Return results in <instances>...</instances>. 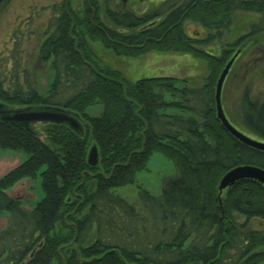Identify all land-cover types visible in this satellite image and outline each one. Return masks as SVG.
<instances>
[{
    "label": "trees",
    "instance_id": "1",
    "mask_svg": "<svg viewBox=\"0 0 264 264\" xmlns=\"http://www.w3.org/2000/svg\"><path fill=\"white\" fill-rule=\"evenodd\" d=\"M86 3L88 10L79 12L70 0L66 11L60 8L56 28L39 47L42 59H53L46 95L27 77L24 85L7 87L0 78V148L27 155L0 178V212L11 221L0 232V264H264V185L241 179L218 190L235 166L264 169V151L226 131L215 103L226 62L264 33V0H163L141 15L105 6L108 21L97 11L96 27L82 18L93 14ZM237 13L250 18L248 29L225 40ZM187 21L201 26L203 36L189 35ZM93 41L120 58L189 53L209 73L201 86L186 80L177 86L170 76L130 81L98 61ZM15 46L5 67L16 62ZM94 104L100 112L86 114ZM55 108L78 115L82 134L65 123H45L40 138L31 124L8 119ZM238 115L248 134L264 141V102L248 89ZM92 144L96 166L87 162ZM153 152L171 160L175 174L163 180L159 195L139 189L137 210L113 189L134 183ZM42 167L43 197L24 209L6 189Z\"/></svg>",
    "mask_w": 264,
    "mask_h": 264
},
{
    "label": "rangeland",
    "instance_id": "2",
    "mask_svg": "<svg viewBox=\"0 0 264 264\" xmlns=\"http://www.w3.org/2000/svg\"><path fill=\"white\" fill-rule=\"evenodd\" d=\"M63 1L6 0L4 4L0 5V78L5 79L4 85L6 87L17 81L24 85V80L27 77L42 95H46L48 92L54 77L52 57L42 59L39 55V47L48 31L51 30L49 28L50 22L56 15H59L60 5ZM161 1L136 0V4L135 2L131 4L127 0L125 5L121 0H100L102 6L108 5L117 12L133 11L135 14L151 12ZM70 5L73 10H81L85 6V0H70ZM102 14L104 15V11ZM103 20L106 18L104 17ZM249 22L250 18L244 13H237L231 31L224 36L225 40L231 41L241 32L244 33L248 29ZM185 29L191 36L202 37L205 33L201 26L190 21L185 23ZM89 44L93 54L101 64L120 70L125 79L130 81L154 76V74H147V71L155 66L156 68L170 66L171 70L160 72L155 76L177 78V86L182 85L183 80H186L190 86H201L209 73L206 62L189 53L159 52L162 57L150 65V62L153 61L150 52L141 57L120 58L115 56L110 49L104 47L101 42L93 41ZM14 46L16 47L14 56L16 62H10L5 67L3 59L12 60ZM205 48H214L219 51L218 47L212 45ZM245 89H248L252 99L264 102V33L256 36L249 45L242 49L240 55L234 60L221 91V103L230 123L239 131L253 138L239 123L238 117ZM100 110V104H94L88 107L85 112L92 116L97 115ZM35 129L39 137L43 138L42 126H37ZM26 157L27 155L22 151L0 148V177L23 162ZM42 170L43 167L38 170L35 176H25L17 180L6 189V192L19 198L24 208H31L43 197ZM173 174H175V167L172 161L159 152H153L149 156L145 168L136 173L134 183L117 187L113 189V192L138 210L139 189L144 188L153 195H159L163 180ZM9 225H11L9 213L0 212V231Z\"/></svg>",
    "mask_w": 264,
    "mask_h": 264
},
{
    "label": "water",
    "instance_id": "3",
    "mask_svg": "<svg viewBox=\"0 0 264 264\" xmlns=\"http://www.w3.org/2000/svg\"><path fill=\"white\" fill-rule=\"evenodd\" d=\"M3 1L4 0H0V4ZM238 53L239 51L234 53V55L226 62L224 68L222 69L217 79L215 88L216 115L217 118L221 121V124L225 128V130L228 131L233 137H235L246 145L264 151V141L251 138L250 136L244 134L243 132L235 128L226 117L222 107L221 91L223 83ZM8 119L23 122L26 124H31L34 128L45 123H65L80 134H82L83 132L82 122L78 119V115L69 113L68 111L61 108L43 110L37 109L26 112H16L11 117H8ZM98 157L99 156L97 146L95 144H92L88 152L87 162L91 166H96L98 163ZM21 163L14 166L8 172L16 168ZM8 172H6L4 175H6ZM4 175H2L0 178H2ZM241 179H253L264 185V169L250 164L238 165L231 168L219 180V192H222L223 189L233 185L235 182Z\"/></svg>",
    "mask_w": 264,
    "mask_h": 264
},
{
    "label": "flooded vegetation",
    "instance_id": "4",
    "mask_svg": "<svg viewBox=\"0 0 264 264\" xmlns=\"http://www.w3.org/2000/svg\"><path fill=\"white\" fill-rule=\"evenodd\" d=\"M68 1L69 0H64L63 1V3L60 5V8H62L63 9V7H65V11L67 10V5H68ZM122 2H123V4H125L126 5V2H127V0H121ZM136 0H129V2H131V4H132V2H135ZM141 1H144V0H141ZM163 1V0H162ZM162 1H161V3H162ZM161 3H159V5L161 4ZM87 5L86 6H88L90 9H91V11L93 12V14H92V16L90 17V18H88V17H86V16H82V18L84 19H87V20H89V22L91 23V25L93 24L94 26L93 27H96V24H95V19L97 18V11H99V13H100V18H102V21H104V22H106V20H103V18L105 17V13H104V15L102 14L103 13V11H104V5L102 6L101 5V2H100V9L97 7V4L95 3V1L94 0H87V3H86ZM96 4V5H95ZM135 4H136V2H135ZM158 5V6H159ZM157 6V7H158ZM70 7H71V5H70ZM107 7L108 8H110L111 10H113V11H115L113 8H111L110 6H108L107 5ZM156 7V8H157ZM155 9V8H154ZM81 10H88V8H85V7H83V8H81ZM81 10H74V11H81ZM121 12H132V13H134L135 14V12H133V11H128V10H123V11H121ZM136 15H141V14H136ZM60 16L59 15H56L55 16V18H59ZM54 18V19H55ZM106 18V17H105ZM52 20L51 22H50V31H48V34L46 35V39H48L49 37H50V35L53 33V31H54V29L56 28V24H55V20ZM95 21V22H94ZM108 21V20H107ZM241 50H242V48H237V50L234 52V53H236L237 51H239V54L241 53ZM53 60V59H52ZM7 193V192H6ZM8 194V193H7ZM9 195V194H8ZM10 197H12L13 199H15V200H17L18 202H20V204H21V200L19 199V198H17V197H13V196H11V195H9ZM38 202V201H37ZM36 202V203H37ZM35 203V204H36ZM35 205H33L31 208H24L23 206H22V204H21V207H23L24 209H27V210H30V209H32L33 207H34ZM10 217V216H9ZM3 231V230H2ZM1 232V231H0Z\"/></svg>",
    "mask_w": 264,
    "mask_h": 264
},
{
    "label": "crops",
    "instance_id": "5",
    "mask_svg": "<svg viewBox=\"0 0 264 264\" xmlns=\"http://www.w3.org/2000/svg\"><path fill=\"white\" fill-rule=\"evenodd\" d=\"M152 53L151 54V59L153 60L152 62H150V65H152L153 63H156L157 61L156 60H159L161 57H162V54L160 55L159 52H150ZM155 65V64H154ZM168 70H171L170 66H167V67H158L156 68L155 67H152V68H149V70L147 71V74H154V76L160 72H164V71H168Z\"/></svg>",
    "mask_w": 264,
    "mask_h": 264
}]
</instances>
